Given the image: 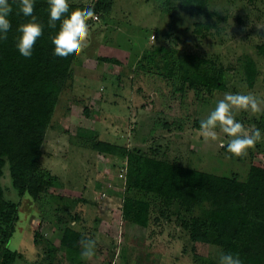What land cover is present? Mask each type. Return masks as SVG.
<instances>
[{
	"label": "rangeland",
	"instance_id": "rangeland-1",
	"mask_svg": "<svg viewBox=\"0 0 264 264\" xmlns=\"http://www.w3.org/2000/svg\"><path fill=\"white\" fill-rule=\"evenodd\" d=\"M95 1L69 0L91 7ZM108 3L109 11L95 13L96 18L89 20L88 40L72 64L41 147L40 166L57 176L61 185L39 200L28 194L21 197L12 186L8 163L3 167L0 183L5 196L19 201L8 243L22 255L14 264H217L222 248L190 239L181 226L189 214L178 203L165 204L150 194L129 190L125 159L95 150L94 143L138 148L239 179L246 177L251 164L264 166V54L257 49L264 44V0H210L207 9L217 15L201 33L193 27L206 20L204 15L167 12L160 0ZM157 47L167 53L157 52L153 63L141 62L144 51ZM181 58L191 73L222 67L225 89L189 88L178 68ZM167 59L176 76L163 75ZM248 59L256 69L252 85L245 75ZM228 92L252 94L259 102L257 112L236 111L246 129L258 128L262 133L261 140L241 156L227 151L229 138L219 130L215 141L199 134L200 121ZM125 196L151 204L144 241L123 238ZM65 227L96 240L92 258L82 261L80 253L61 245Z\"/></svg>",
	"mask_w": 264,
	"mask_h": 264
},
{
	"label": "trees",
	"instance_id": "trees-1",
	"mask_svg": "<svg viewBox=\"0 0 264 264\" xmlns=\"http://www.w3.org/2000/svg\"><path fill=\"white\" fill-rule=\"evenodd\" d=\"M209 1L160 0V4L170 13L204 15L206 20L196 21L193 27L194 32L201 33L213 25L209 20L217 15L216 11L207 9ZM10 3L11 30L7 40L0 41V176L8 163L11 183L18 195L28 194L32 199L39 200L51 188L61 185L57 176L40 166L41 147L76 58L67 62L55 58L52 40L59 36L62 25H50L48 0H36L34 14L43 25V35L34 45L31 58L21 56L15 47L16 30L28 18L20 13L19 0H10ZM69 7L73 14L89 9L95 13L110 10L108 0H96L92 7L69 2ZM257 49L264 54V44L257 45ZM159 51L167 53L163 47L146 50L141 62H152ZM102 61L111 59L102 57ZM114 62L120 63L116 59ZM169 63L167 59L163 75L176 76L174 65L169 67ZM185 63L181 58L178 68L182 70V81L187 82L189 88L225 89L222 67L191 73ZM255 74L254 61L248 59L245 62L248 85H252ZM94 149L125 159V183L129 190L150 194L165 204L178 203L189 214L181 220V226L191 240L213 243L223 251L237 252L244 264H264V166L251 164L246 177L239 179L148 155L138 148L126 149L98 141L94 143ZM197 208L200 209L198 214ZM121 209L124 240L144 241L150 223V202L125 196ZM18 211L19 201L6 198L0 183V264H14L22 256L8 247L15 231ZM82 236L88 238L79 230L65 227L60 243L68 251L80 253Z\"/></svg>",
	"mask_w": 264,
	"mask_h": 264
},
{
	"label": "clouds",
	"instance_id": "clouds-1",
	"mask_svg": "<svg viewBox=\"0 0 264 264\" xmlns=\"http://www.w3.org/2000/svg\"><path fill=\"white\" fill-rule=\"evenodd\" d=\"M35 3L36 0H19L20 13L28 19L17 27L15 47L25 58L33 56L34 45L43 35V25L34 14ZM11 13L10 0H0V41L8 38L11 30L9 19ZM48 16L50 25H62L59 36L52 40L55 58L67 62L80 56L89 37V20L95 16L94 10L73 14L69 0H48ZM237 110L257 112L259 102L252 94L225 93L207 117L200 121L199 134L205 140L215 141L219 130L229 138L227 151L241 156L261 140L262 133L258 128L246 129L236 118ZM96 243L95 239L82 236L80 240L82 261L86 262L95 255ZM217 264H244V260L237 252L222 250L218 254Z\"/></svg>",
	"mask_w": 264,
	"mask_h": 264
},
{
	"label": "built area",
	"instance_id": "built-area-1",
	"mask_svg": "<svg viewBox=\"0 0 264 264\" xmlns=\"http://www.w3.org/2000/svg\"><path fill=\"white\" fill-rule=\"evenodd\" d=\"M93 18H96V15Z\"/></svg>",
	"mask_w": 264,
	"mask_h": 264
}]
</instances>
